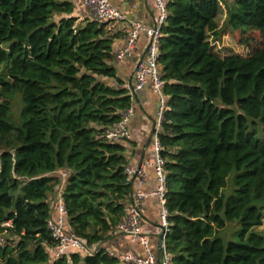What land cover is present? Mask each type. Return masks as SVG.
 <instances>
[{"label":"trees","instance_id":"1","mask_svg":"<svg viewBox=\"0 0 264 264\" xmlns=\"http://www.w3.org/2000/svg\"><path fill=\"white\" fill-rule=\"evenodd\" d=\"M76 10L73 0H0V264H120L104 245L127 212L133 181L126 142L103 134L132 99L116 74L117 35L84 14L80 21ZM167 11L158 140L170 264H264L256 231L264 221V0H169ZM226 33L250 47L245 57L214 51L211 39ZM57 171L68 175L64 227L99 248L93 255L50 256ZM234 223L237 240L225 241Z\"/></svg>","mask_w":264,"mask_h":264},{"label":"built area","instance_id":"2","mask_svg":"<svg viewBox=\"0 0 264 264\" xmlns=\"http://www.w3.org/2000/svg\"><path fill=\"white\" fill-rule=\"evenodd\" d=\"M169 0H154L156 17L153 25L144 26L139 22L130 20L124 13L114 8L110 0H81L79 6L84 15L95 22L105 23L110 30V34L121 33L124 44L114 53L115 63H121L132 55L137 42L143 35L145 38V48L142 57L135 63L133 68V83L128 87L132 99V106L122 113L121 121L112 129L104 132V139L109 143L129 142L131 134L129 122L134 113V106L137 92L147 86L152 90L157 98V113L154 121L151 136V145L154 159L141 163L137 168L127 167L125 174L128 181L143 185L146 180V168L151 167L155 177V189L146 193L140 189L133 190L131 202L123 219L116 225L115 233L125 235L132 241L137 242L143 249V256L133 254H113L120 264H170V257L166 251L165 238L169 232L168 211L166 209V172L165 161L161 156L162 146L158 140L161 131L163 115L166 109V97L163 93L164 82L161 79V68L158 63L159 42L162 36V28L168 19L167 4ZM66 172H60V185L52 201L51 217L48 220V229L52 238L56 242V247L52 250L54 258L61 257L68 252H78L83 255H93L99 248L88 249L69 230L65 229V208L61 198L62 188L67 178ZM152 198L160 206L159 227L161 244L159 256H155L150 247L148 237L141 231L143 224L142 209L147 199ZM4 226L9 227L6 223ZM4 244L0 236V245Z\"/></svg>","mask_w":264,"mask_h":264},{"label":"crops","instance_id":"3","mask_svg":"<svg viewBox=\"0 0 264 264\" xmlns=\"http://www.w3.org/2000/svg\"><path fill=\"white\" fill-rule=\"evenodd\" d=\"M76 5L78 15L84 14L79 4L81 0H73ZM112 6L124 13L130 20L141 23L144 26L153 25L156 17L154 0H110ZM80 13V14H79ZM112 48L114 53L124 44L123 35L115 33ZM145 38L142 35L137 42L132 55L121 63H115L116 74L127 87L133 83V68L135 63L142 57L145 48ZM134 113L129 122V131L131 140L125 143V155L128 160V167L137 168L143 162H149L154 159L151 145V136L153 132L154 121L157 113V98L152 90L147 86L145 89L137 92L134 103ZM60 171L53 173V176H59ZM156 182L151 167L146 168V180L143 185L133 183V189H140L150 193L155 189ZM56 188L55 193L58 192ZM55 195V194H54ZM54 197V196H53ZM159 212L160 206L155 199L149 198L145 201L142 209L143 224L141 231L148 237L151 251L155 256H159ZM106 251L113 254H133L143 256V249L137 243L125 235L116 234L104 245ZM53 255L52 250L50 251Z\"/></svg>","mask_w":264,"mask_h":264},{"label":"rangeland","instance_id":"4","mask_svg":"<svg viewBox=\"0 0 264 264\" xmlns=\"http://www.w3.org/2000/svg\"><path fill=\"white\" fill-rule=\"evenodd\" d=\"M220 8H221V11L217 19L219 27H221L222 22L225 19V12H226L225 6L223 3L220 4ZM78 18L80 21L83 20V18H81L80 15ZM239 41H240V35L238 34L231 35V34L226 33V34H222L217 40L211 39V45L214 51L217 52L220 57H225V56H229L232 54L245 57L250 51V47L240 45ZM21 108H22L21 98L19 95H16L14 99L12 100V117L15 121H18ZM53 199L54 198H52V201ZM239 230H240V227L237 225V223L229 224L228 227L222 232L221 237L225 241H236L237 233L239 232ZM256 231L264 234V221L262 223V226L257 228ZM49 253L51 252L49 251ZM50 256L54 258V255L50 254Z\"/></svg>","mask_w":264,"mask_h":264},{"label":"water","instance_id":"5","mask_svg":"<svg viewBox=\"0 0 264 264\" xmlns=\"http://www.w3.org/2000/svg\"><path fill=\"white\" fill-rule=\"evenodd\" d=\"M69 180V179H68ZM160 244H161V236H159V246H160Z\"/></svg>","mask_w":264,"mask_h":264}]
</instances>
